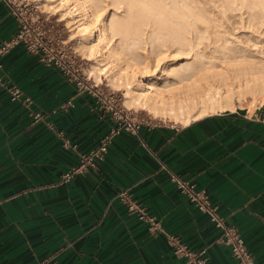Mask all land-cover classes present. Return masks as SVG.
<instances>
[{
  "label": "crops",
  "instance_id": "1",
  "mask_svg": "<svg viewBox=\"0 0 264 264\" xmlns=\"http://www.w3.org/2000/svg\"><path fill=\"white\" fill-rule=\"evenodd\" d=\"M16 29L0 1V42ZM1 64L0 264H178L167 235L205 250L206 264H236L220 231L170 175L204 190L264 264V105L187 125L145 121L135 133L115 136L95 168L59 184L78 153L96 147L113 126L111 113L22 46ZM10 86L20 89L21 100H10ZM26 97L31 105L22 102ZM36 112L44 115L39 122ZM122 193L161 231L153 236Z\"/></svg>",
  "mask_w": 264,
  "mask_h": 264
},
{
  "label": "bare ground",
  "instance_id": "2",
  "mask_svg": "<svg viewBox=\"0 0 264 264\" xmlns=\"http://www.w3.org/2000/svg\"><path fill=\"white\" fill-rule=\"evenodd\" d=\"M45 1L80 37L93 76L120 85L129 109L187 125L264 105V51L221 37L220 7L230 0Z\"/></svg>",
  "mask_w": 264,
  "mask_h": 264
},
{
  "label": "built area",
  "instance_id": "3",
  "mask_svg": "<svg viewBox=\"0 0 264 264\" xmlns=\"http://www.w3.org/2000/svg\"><path fill=\"white\" fill-rule=\"evenodd\" d=\"M0 1L8 8L11 17L17 25L15 34L9 39L0 42V69L2 68V57L14 47L22 46L27 53L35 55L41 64L58 69L69 83L75 85L78 91H86L92 94L97 102L111 113L113 126L99 140L96 147L87 152L78 153L77 165L70 168L59 182V184H66L74 176L81 175L89 169L95 168L97 162L102 160L107 153L113 138L121 131L135 133L145 121L132 118L126 111L118 109L114 96L100 91L96 88L93 81L79 73V67L76 65L74 58L70 57L59 35L55 32V26L39 12L35 5H31L24 0ZM0 83L3 85L1 78ZM6 91L9 93L11 101L21 100L22 93L18 87H6ZM22 102L26 105H31L32 103L27 97L23 98ZM43 118L44 115L39 112L33 114L34 122H39ZM64 146L68 147V143H64ZM169 179L179 193L200 213L205 214L213 226L220 231L221 243L229 249L236 264H257L246 248L237 228L226 223L225 218L218 213L217 207L211 203L204 190L197 189L195 183L181 179L176 175H170ZM127 197L126 193L120 194V198L125 203L127 210L130 213H135L140 221L146 223L148 231L153 236L161 231L159 221L155 217L148 215L143 208L127 199ZM167 240L174 256L180 260L178 264H206L205 250L192 251L176 236L167 235ZM42 264H47V262Z\"/></svg>",
  "mask_w": 264,
  "mask_h": 264
},
{
  "label": "rangeland",
  "instance_id": "4",
  "mask_svg": "<svg viewBox=\"0 0 264 264\" xmlns=\"http://www.w3.org/2000/svg\"><path fill=\"white\" fill-rule=\"evenodd\" d=\"M24 1L31 5H35L39 12L53 23L55 32L59 35L70 57L74 58L76 65L79 67V73L93 81L96 88L100 91L114 96L116 99L115 104H117L116 107L118 109L126 111L132 118L137 120L167 125H182L165 119H153L140 109H129L125 103L120 85L114 82L111 84L105 76H93L94 74L91 73L93 62L86 59L84 53H81V49L77 45L80 37H78L76 33H73L72 28H69L65 21L62 20L63 18L60 13L52 10L45 0ZM223 1L225 2V0ZM258 3V0H230V5H221L220 7V10L223 12L219 22L222 32L221 37H229L231 41L230 46L247 49L248 53L252 55H257L256 53L258 51H264V17L262 18L264 8H260ZM213 9V3H209L208 10L212 11ZM116 69L117 68H113V71ZM247 97L248 96H246V98ZM249 98L250 96L247 98V101L250 100ZM247 105L244 104L245 107H247Z\"/></svg>",
  "mask_w": 264,
  "mask_h": 264
}]
</instances>
